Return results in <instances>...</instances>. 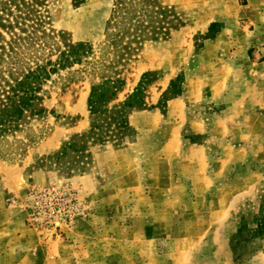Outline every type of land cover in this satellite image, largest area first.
<instances>
[{"label":"rangeland","instance_id":"1","mask_svg":"<svg viewBox=\"0 0 264 264\" xmlns=\"http://www.w3.org/2000/svg\"><path fill=\"white\" fill-rule=\"evenodd\" d=\"M46 10L55 34L90 48L45 86L36 139L0 151V264H264V0ZM108 78L125 81L113 104L144 82L134 134L57 159L90 131L92 87ZM43 196L75 199L71 218H49Z\"/></svg>","mask_w":264,"mask_h":264},{"label":"trees","instance_id":"2","mask_svg":"<svg viewBox=\"0 0 264 264\" xmlns=\"http://www.w3.org/2000/svg\"><path fill=\"white\" fill-rule=\"evenodd\" d=\"M46 7L47 0H0V151L9 143L22 144L23 136L29 141L36 139L33 122L48 112L45 86L61 70L81 64L89 53L90 45L66 41L55 34ZM129 10L127 7L125 12ZM57 36L62 39L60 45ZM143 80L119 104L113 103L125 86L124 80L108 78L94 85L88 100L90 131L66 144L57 159L66 157L69 151L86 155L90 142H123L134 134L128 120L132 111L146 105Z\"/></svg>","mask_w":264,"mask_h":264},{"label":"built area","instance_id":"3","mask_svg":"<svg viewBox=\"0 0 264 264\" xmlns=\"http://www.w3.org/2000/svg\"><path fill=\"white\" fill-rule=\"evenodd\" d=\"M75 203H76L75 199L73 198L68 199L64 197L63 199V197L48 198V197L43 196L40 201V204H41L40 208L41 210L45 211V213L49 214L48 215L49 218L53 217V214L54 215L57 214V217L60 218L59 220H65V219L68 220L72 216L71 215L72 210L75 209V206H76ZM74 213H75V210H74Z\"/></svg>","mask_w":264,"mask_h":264},{"label":"crops","instance_id":"4","mask_svg":"<svg viewBox=\"0 0 264 264\" xmlns=\"http://www.w3.org/2000/svg\"><path fill=\"white\" fill-rule=\"evenodd\" d=\"M214 43H215V41H211V45L214 44ZM234 53H236V54H234V55H237V52H234ZM175 101H176V100H172V101H170V104H169V109H170V111H173V109H174V105H175L174 103H176ZM38 177H40V176H38ZM90 178H91V177H90ZM82 179H83V178H82ZM90 180H93V179H90ZM84 181H85V182H83V183H86V187H88V189H91V191L94 190V191L97 192L98 190H100L101 188H103V187H100V188H99V187H97V186L95 187V184L92 185V183L87 182V181H89L87 178H85ZM89 187H90V188H89ZM91 187H95V188H91ZM101 190H102V189H101ZM115 190H116V189H115ZM130 190H131V189H128L127 191H130Z\"/></svg>","mask_w":264,"mask_h":264}]
</instances>
